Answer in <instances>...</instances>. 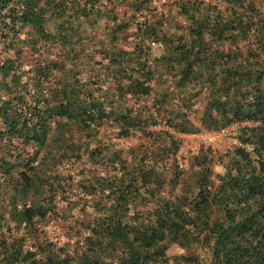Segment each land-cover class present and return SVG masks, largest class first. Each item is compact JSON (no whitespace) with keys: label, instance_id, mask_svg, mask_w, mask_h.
I'll return each mask as SVG.
<instances>
[{"label":"trees","instance_id":"trees-1","mask_svg":"<svg viewBox=\"0 0 264 264\" xmlns=\"http://www.w3.org/2000/svg\"><path fill=\"white\" fill-rule=\"evenodd\" d=\"M155 2L0 0V264H264V0Z\"/></svg>","mask_w":264,"mask_h":264},{"label":"rangeland","instance_id":"rangeland-1","mask_svg":"<svg viewBox=\"0 0 264 264\" xmlns=\"http://www.w3.org/2000/svg\"><path fill=\"white\" fill-rule=\"evenodd\" d=\"M164 1H166V0H156V2L154 3V6H160L162 3H164ZM169 1H172V0H169ZM175 23L177 25L184 24L183 19L181 17H178V16L175 17V22H173V25H172L173 27H175ZM134 30H135L134 27L130 28L128 30L127 36L130 35ZM89 34L91 36L94 35V34H92L91 30H90ZM97 37L99 39L104 37L103 31L101 28H100V30H98ZM132 42H133V37H128L125 41L121 40L117 44L120 48L129 49ZM150 47H151L152 57H159L164 52V48L161 47L159 44L151 43ZM88 48H89V50H92L94 48L93 43H90ZM96 59L100 60L101 58L97 55ZM152 97L153 96H151L147 100L146 99L141 100V103L142 102H149L152 99ZM201 107H202V103H197L195 108L198 110H201ZM195 125L198 129H200V131L196 132V134H193V137L191 135H177L176 134L177 137H180L182 139L181 148L177 152V160H179V162L182 164V168L184 170V178H188V176L191 178L192 176H194L195 171L191 170V168H192L191 164L193 162V158L198 155V150L201 147V145L202 146L204 145V141H203L201 136H202V134L206 133V131H204L200 128L197 121L195 122ZM237 129H238L237 126L232 127L224 135H222L218 138H214V145L212 147V150L223 152V150H227V149L232 148L233 146L237 145V142L234 139V136L236 135ZM132 143H135L134 140L132 141ZM211 165H212V163H211ZM212 170L216 173L222 172V167L219 165L218 161H214V163L212 165ZM59 225L60 224L58 222H54V221H49V222H47V224L42 223V227H44L45 230L46 229L51 230L53 233L61 232ZM56 227L58 230H56ZM180 252L181 251L178 249L177 246H171L167 250V256L172 257L176 254H179ZM198 252H199L201 257L205 256L201 250H198Z\"/></svg>","mask_w":264,"mask_h":264},{"label":"built area","instance_id":"built-area-1","mask_svg":"<svg viewBox=\"0 0 264 264\" xmlns=\"http://www.w3.org/2000/svg\"><path fill=\"white\" fill-rule=\"evenodd\" d=\"M228 130H222L221 132L215 133V134H211V133H208V132L202 134L201 137H202V139L204 141L203 147H210V148H212L213 145H214V138H218V137L224 135ZM191 136L193 137V134H191ZM224 151L225 150H223V152Z\"/></svg>","mask_w":264,"mask_h":264}]
</instances>
